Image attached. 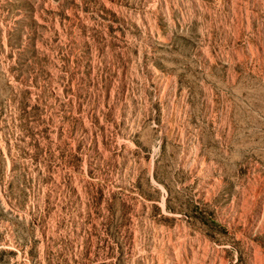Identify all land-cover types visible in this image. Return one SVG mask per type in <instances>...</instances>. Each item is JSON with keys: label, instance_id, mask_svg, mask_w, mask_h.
Listing matches in <instances>:
<instances>
[{"label": "rangeland", "instance_id": "374dc122", "mask_svg": "<svg viewBox=\"0 0 264 264\" xmlns=\"http://www.w3.org/2000/svg\"><path fill=\"white\" fill-rule=\"evenodd\" d=\"M0 264H264V0H0Z\"/></svg>", "mask_w": 264, "mask_h": 264}]
</instances>
